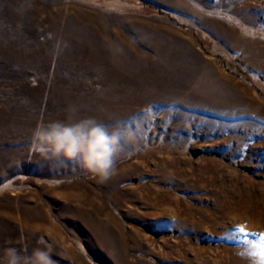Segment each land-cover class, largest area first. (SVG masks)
Instances as JSON below:
<instances>
[{"label": "rangeland", "instance_id": "374dc122", "mask_svg": "<svg viewBox=\"0 0 264 264\" xmlns=\"http://www.w3.org/2000/svg\"><path fill=\"white\" fill-rule=\"evenodd\" d=\"M70 106L137 134L105 184L31 148ZM262 243L264 0H0V264L25 246L55 264H261Z\"/></svg>", "mask_w": 264, "mask_h": 264}, {"label": "clouds", "instance_id": "9594fccd", "mask_svg": "<svg viewBox=\"0 0 264 264\" xmlns=\"http://www.w3.org/2000/svg\"><path fill=\"white\" fill-rule=\"evenodd\" d=\"M66 111L65 120L37 124L32 133V150L53 159L76 160L98 183H107L116 174V158L123 145L136 141L135 130L109 128L93 118L74 119L75 109L71 106ZM23 252H27L26 246L20 252L6 249L3 264H55L50 249L37 247L28 255Z\"/></svg>", "mask_w": 264, "mask_h": 264}, {"label": "trees", "instance_id": "16d2710c", "mask_svg": "<svg viewBox=\"0 0 264 264\" xmlns=\"http://www.w3.org/2000/svg\"><path fill=\"white\" fill-rule=\"evenodd\" d=\"M143 5H145L146 7L151 8V9H155V10H157V11L160 12V10L157 9V7H154V6L150 5V4L144 3ZM187 28H188V30H189L192 34H194V35L197 37L198 41H199L200 43H202L201 39L199 38L198 33H197L195 30H193L192 28H190V27H187ZM219 59L221 60V62L223 63V65L226 67V61H225L222 57H219ZM237 74L240 75V76H242V77H244V78H246V80H250L248 77H246V75H243L242 73H240V74L237 73Z\"/></svg>", "mask_w": 264, "mask_h": 264}, {"label": "snow or ice", "instance_id": "6c2138e0", "mask_svg": "<svg viewBox=\"0 0 264 264\" xmlns=\"http://www.w3.org/2000/svg\"><path fill=\"white\" fill-rule=\"evenodd\" d=\"M262 248H264V243H262ZM261 257H262L261 264H264V251L261 252Z\"/></svg>", "mask_w": 264, "mask_h": 264}]
</instances>
